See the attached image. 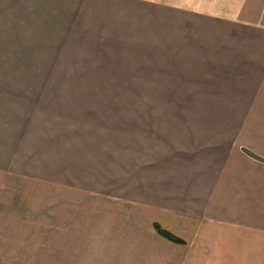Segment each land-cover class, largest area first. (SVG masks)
<instances>
[{
	"label": "rangeland",
	"instance_id": "obj_1",
	"mask_svg": "<svg viewBox=\"0 0 264 264\" xmlns=\"http://www.w3.org/2000/svg\"><path fill=\"white\" fill-rule=\"evenodd\" d=\"M87 1L74 19L60 21L57 28L40 23L26 1L16 3L11 20H0V264H56L55 201L61 195L57 190H63L55 188V144L67 137L90 145L80 155L95 153L98 163L144 159L145 164L166 159L162 154L168 149L189 145L184 129L217 131V137L228 138L224 142L249 148L264 160V77L250 101L230 106L238 104L240 93L176 91L182 87L178 79L183 76L176 74L183 61L168 59L183 51V37L198 36L199 28L228 42L233 32L254 38L256 43L242 46L264 50V0H119L125 1L122 8L115 0ZM173 8H185L190 17L181 20ZM192 10L202 15L191 18ZM241 23L253 30L247 33ZM212 25L223 28H206ZM200 98L219 105L184 101ZM208 138L219 142L215 135ZM82 174L77 178H85ZM18 199L25 203L21 213L8 214ZM154 219L149 211L121 220L127 226L112 232V240H118L113 246L126 243L130 251H112L113 264H202L210 259L208 253L159 239L150 227ZM248 238L240 237L236 251L219 253L218 264L221 259L253 261L255 254L246 251L254 247ZM238 244L244 250L238 251Z\"/></svg>",
	"mask_w": 264,
	"mask_h": 264
},
{
	"label": "crops",
	"instance_id": "obj_2",
	"mask_svg": "<svg viewBox=\"0 0 264 264\" xmlns=\"http://www.w3.org/2000/svg\"><path fill=\"white\" fill-rule=\"evenodd\" d=\"M24 1L31 2L30 11L38 16L40 23L57 28L60 21L65 24L74 19L73 14L77 15L78 7L87 0H0V20H11L9 14L16 3L21 6ZM115 3H120L118 8H122L125 1L115 0ZM176 9L171 10L173 15H180L179 18L186 22L190 17L187 10ZM190 13L191 18L192 14L202 15L193 10ZM184 21L183 27L188 31L190 28ZM237 25L248 29L247 33L253 30L248 24ZM208 27L220 29L223 25ZM234 33L228 37L231 42L209 36L208 30L200 28L198 36H184L185 49L168 55L169 60L183 61L179 64L183 70L176 74L183 76L178 79L182 87L176 91L237 92L240 93V98L236 99L238 104H230L237 107L250 101L256 84L263 82L260 77H264V50H248L243 46L253 45L256 40ZM213 98L184 101L200 102L191 106L218 107ZM188 131L184 129L189 145L178 150L168 149L162 154H166V159L152 158L145 164L142 163L144 159L136 163L129 160L127 164L98 163L100 159L95 153H87L90 145L75 142L74 137L55 144V188L63 190L62 193L57 190L61 195L56 196L55 201L56 264H113L112 251L130 249L122 242L114 247L118 240H112V232L126 228L127 223L121 224V220L136 219L138 213L149 211L155 218L150 223L152 231V225L157 224L180 239L183 244L179 246L189 248L188 251L208 253L206 256L210 259L202 264H218L219 253L236 251L241 236L249 237L248 245L253 247L254 244V247L246 251L255 254L253 261L249 259L242 264H264L263 158L249 148L241 150L233 141L224 142L228 138L223 134L217 137V131ZM208 135H215L219 142L212 143L213 138ZM86 148V155L81 156L80 152ZM127 149L126 153L131 152ZM135 150L143 149L137 147ZM151 151V154L157 152ZM109 152L113 151L107 150ZM80 172L85 178H77ZM22 204L25 203L15 200L8 214L21 213ZM239 245L238 251L244 250ZM219 262L231 264L229 260Z\"/></svg>",
	"mask_w": 264,
	"mask_h": 264
},
{
	"label": "trees",
	"instance_id": "obj_3",
	"mask_svg": "<svg viewBox=\"0 0 264 264\" xmlns=\"http://www.w3.org/2000/svg\"><path fill=\"white\" fill-rule=\"evenodd\" d=\"M152 227H153V230L155 231V233L159 237H161L162 239L166 240L167 242L172 243L174 245H182L183 244V242L180 239H178V238L172 236L171 234H169L168 232L164 231L157 224H153Z\"/></svg>",
	"mask_w": 264,
	"mask_h": 264
}]
</instances>
